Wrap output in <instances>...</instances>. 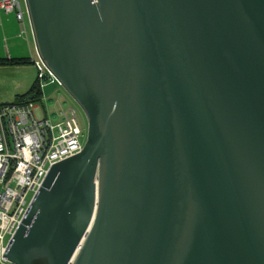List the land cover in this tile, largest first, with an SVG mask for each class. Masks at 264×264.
<instances>
[{"label": "water", "instance_id": "95a60500", "mask_svg": "<svg viewBox=\"0 0 264 264\" xmlns=\"http://www.w3.org/2000/svg\"><path fill=\"white\" fill-rule=\"evenodd\" d=\"M79 107L13 264H264V0H22Z\"/></svg>", "mask_w": 264, "mask_h": 264}, {"label": "built area", "instance_id": "2783aa9c", "mask_svg": "<svg viewBox=\"0 0 264 264\" xmlns=\"http://www.w3.org/2000/svg\"><path fill=\"white\" fill-rule=\"evenodd\" d=\"M0 12L14 15L18 36L26 40L30 30L22 0H0ZM29 58L41 100L46 86L60 85L34 46ZM70 102L49 114L33 102L0 103V264H13L2 256L5 243L49 166L82 148L85 129L79 125L74 103ZM28 193L31 196L27 201Z\"/></svg>", "mask_w": 264, "mask_h": 264}, {"label": "rangeland", "instance_id": "374dc122", "mask_svg": "<svg viewBox=\"0 0 264 264\" xmlns=\"http://www.w3.org/2000/svg\"><path fill=\"white\" fill-rule=\"evenodd\" d=\"M0 14L2 18V25H0V58H4L7 54L10 57H29V50L26 41L17 38L14 35L17 30V21L15 20L14 15L12 13H9L8 19L10 20H8L7 18L5 20L4 18L6 16L3 13ZM14 77V73H11L9 70H6L4 73L1 74L0 80L6 81V83L9 81V83H11ZM43 92L44 95L43 97H41L42 99L34 104H36L38 107H41L47 114H49L53 109H57L60 104L64 106L65 103L68 104L70 102V97L63 91L61 87L55 85H48L44 88ZM72 102L70 103L72 104ZM74 106V108L76 109L79 125L81 127H84L85 129L86 122L83 113L75 103ZM49 117L53 118V116L51 115H49ZM30 196L31 193H28L26 196L27 201L29 200ZM6 239L7 236H5V240Z\"/></svg>", "mask_w": 264, "mask_h": 264}, {"label": "crops", "instance_id": "0c3cea01", "mask_svg": "<svg viewBox=\"0 0 264 264\" xmlns=\"http://www.w3.org/2000/svg\"><path fill=\"white\" fill-rule=\"evenodd\" d=\"M0 13H3V12H0ZM3 14L6 16L4 19L5 20L6 18L8 19L9 13H3ZM0 25H2L1 14H0ZM26 27H27V23H26ZM14 35L17 38L25 40L22 37L18 36V25H17V30ZM25 41L28 46L29 57H30L33 54V43H32L29 31H28L27 39ZM8 57L10 56L7 54L5 55L4 58H8ZM6 70H9L11 73H14L15 77L11 83H9V81L6 83V81L0 80V103L13 102L16 95L22 94L25 91H27L28 88L35 82V71L30 62L24 63V64L0 65V77H1V74L4 73Z\"/></svg>", "mask_w": 264, "mask_h": 264}, {"label": "trees", "instance_id": "16d2710c", "mask_svg": "<svg viewBox=\"0 0 264 264\" xmlns=\"http://www.w3.org/2000/svg\"><path fill=\"white\" fill-rule=\"evenodd\" d=\"M30 58L28 57H8V58H0V65H14V64H24L29 63ZM40 90L37 86L36 81L28 88L27 91H25L22 94H18L15 96V99L13 102L16 103H27V102H33L36 103L37 101H40Z\"/></svg>", "mask_w": 264, "mask_h": 264}]
</instances>
